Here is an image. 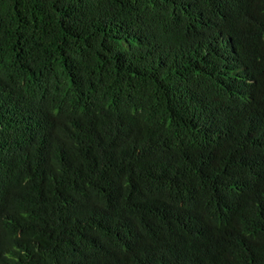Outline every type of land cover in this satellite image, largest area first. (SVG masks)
<instances>
[{"label": "trees", "instance_id": "16d2710c", "mask_svg": "<svg viewBox=\"0 0 264 264\" xmlns=\"http://www.w3.org/2000/svg\"><path fill=\"white\" fill-rule=\"evenodd\" d=\"M0 264H264V0H0Z\"/></svg>", "mask_w": 264, "mask_h": 264}]
</instances>
